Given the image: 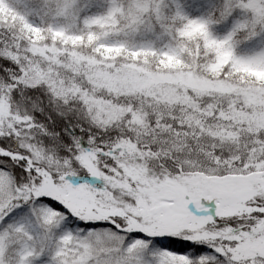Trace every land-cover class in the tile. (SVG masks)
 <instances>
[{
  "label": "snow or ice",
  "instance_id": "obj_1",
  "mask_svg": "<svg viewBox=\"0 0 264 264\" xmlns=\"http://www.w3.org/2000/svg\"><path fill=\"white\" fill-rule=\"evenodd\" d=\"M0 264H264V0H0Z\"/></svg>",
  "mask_w": 264,
  "mask_h": 264
}]
</instances>
